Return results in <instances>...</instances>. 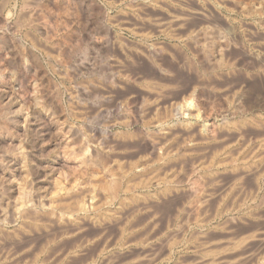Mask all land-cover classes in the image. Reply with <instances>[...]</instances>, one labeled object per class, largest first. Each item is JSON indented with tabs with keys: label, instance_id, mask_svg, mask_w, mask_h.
Here are the masks:
<instances>
[{
	"label": "bare ground",
	"instance_id": "bare-ground-1",
	"mask_svg": "<svg viewBox=\"0 0 264 264\" xmlns=\"http://www.w3.org/2000/svg\"><path fill=\"white\" fill-rule=\"evenodd\" d=\"M34 1L0 0V88H2L0 89V143L3 141L8 143L10 145L9 152H12L16 149V139H19L21 135L27 136V131L33 125V119L39 116V119L43 120L41 128L56 134V136L53 135L56 137L54 144L58 143L61 138L57 139L58 135L64 133L63 135L66 134V139L69 142L68 148L69 146L72 148L71 145L77 146V149L74 150L77 152L74 159L77 161L76 169L80 172L85 163H88L86 161L88 157L84 158L85 151H88L89 145L93 146L90 144V139L86 138L87 134L90 135L89 132L97 134L98 132L100 138L96 139L98 140V151L95 152H97L99 164L108 172L109 179H100L99 193L96 191L98 197L97 193L93 195L96 196V203L95 200H91L88 204L85 200L88 192L82 188H79L80 191H78L79 189L75 190L76 183L71 186L72 191L66 185L55 182L54 206L52 200L47 201L49 203L47 204L38 200L37 197V200L31 198L30 190L23 188L26 184L22 185L20 180L27 181L29 178L27 183L30 185L36 176L34 167L32 169V166L28 165L30 163L25 164L27 161L26 152L15 153L13 157L0 156V168L4 172L10 171L7 172L8 176H5L14 180L16 176L17 179L16 184L6 188V194L12 196L13 188L18 190V196L15 201L13 200L14 208L10 212L6 209L7 214H4L6 215L4 219L9 222L15 221L13 229H9L11 232L9 231L7 236L20 238L19 235L22 232L25 234L27 228L23 229L26 226L35 228L38 223H42V226L48 225L44 227H51L54 222L66 229L70 227L73 231L72 235L80 234L81 231H84L81 225L82 221L84 222L88 218L87 223L93 221L97 227L94 226L97 229V232H94L95 238L91 237L94 240L72 242L68 244L69 246L52 253L53 255L48 253L47 256L48 245H52L55 240V236H52L53 238L49 236L50 239H46V244H41L38 251L30 252L32 254L30 257L25 259L20 256L24 260L13 259V262L9 260L10 263L6 257H3L2 260L0 259V264L5 262L8 264H45V261L50 262L55 256L57 258L51 264H63L67 260L71 261L80 252L82 254L83 249L93 241L97 242V244L92 243L96 245V257L106 259L115 256L116 252L117 254L127 252L131 253L128 257L129 261H151L156 256H164L163 252H161L162 256L157 255L160 253L155 249L160 245L159 251H163L161 245L166 243L169 248L167 247L168 251L165 256L171 259L175 254L174 245L178 243L174 240L175 231L171 232L172 224L169 219L163 226L159 224L161 227L158 232H155L158 222H154L155 212L147 213L150 205L148 198L149 203L153 202L151 198L157 203L160 198L171 194L172 189L173 193L177 192L178 194V185L185 175L181 179L178 178L173 173L175 170L171 173L172 168L170 167L176 166L175 164L179 162L185 165L190 158H200L208 155L209 152L210 168H205L209 176L205 178L202 172L201 176L205 178L203 179L192 173L196 176L194 179L192 175V179L188 178L192 180L191 183L188 182L190 185L184 184L187 186V191L189 188L188 194L197 198V200L194 199L196 208L193 207L195 205L193 203L192 207L196 209L194 219L202 228V232L198 233L199 238L196 237L197 234H195L196 238H191L192 242L197 239L196 246L194 242L192 244L194 246L191 254L194 255L198 264H247L250 261L264 263V0H101L102 3L98 0H79V3L87 4L88 12L94 10L101 15L103 26L99 38L100 44L106 49L104 53L107 54L103 57L106 60L112 59L111 63L113 62L112 70H103L101 73H97L101 75L99 76L100 82L98 84L91 82L89 87L77 79L82 75L79 64L75 63L78 66H74L68 62L67 58L61 62V65L57 64L60 61L59 58L61 59L66 54L69 56L72 53V57L78 52L86 54L87 47L84 45V47H80L81 44L78 43L83 36L84 40L87 39L89 42L96 41L94 34L89 31L90 28L88 29L87 23L81 26L77 24L78 27L70 28L66 19L62 20L58 17L54 21L50 20L51 26L47 25L48 22L45 23L46 28L44 23H40L33 14ZM35 7L38 6L35 4ZM45 8L47 9V7ZM41 14L39 15L41 16ZM212 27L213 29L222 27L221 30L217 28L218 31L214 34V38H211V35L208 37ZM22 29L24 30L22 36L27 40V45L21 43L20 40H18L19 43H16L12 38L11 30L18 32ZM50 32H53L54 35ZM53 36H59V41H52ZM209 38L210 40H207ZM60 41L63 43L60 44ZM63 44L64 46L68 45V49H65ZM90 45L93 46L92 43ZM69 48L71 52L67 53ZM41 53L46 58L47 64L43 63V58L41 59L39 55ZM104 53L103 55H105ZM55 57L59 61H53ZM173 62H176L174 64L178 63L184 68L183 70L192 69L198 79L200 75L205 77L209 71L215 73L213 77L216 75L219 82L221 79L230 77L232 80L234 76H238L236 72L242 71L243 76L236 79L238 83L232 89V93L235 95V105L230 108L233 110L224 114V110L220 109L222 107L217 108L214 103L216 99L213 100L217 95L221 96L223 91L226 93L231 87L228 84H213L210 86L211 89H208L206 83H203L201 79V82L196 79L192 80L191 84H188L183 91L177 92L175 90L178 87L177 81H171V77L169 78L174 71L171 66ZM131 65L136 68L132 70ZM130 67L131 69H128ZM165 78H169L170 81L167 79L165 81ZM191 78L193 77L191 76ZM178 82L181 81L178 80ZM179 84L181 85V83ZM232 84L234 86V83ZM207 85H210V82ZM2 98L4 101L1 100ZM99 98H102L101 100L104 102L112 101L111 110L119 112V115H116L113 121L110 119L112 122L109 125L106 121L105 125L97 127L94 124V117L99 115L97 111L102 112V108L106 107V104L103 103L101 108ZM211 98L213 99L209 100ZM87 105L96 109L94 117L91 116L90 119L85 112ZM108 114L106 113V115ZM115 126L122 129L114 130ZM116 136L123 141V144H120V147L122 146L120 152L123 156L119 154V157L118 154L116 155L119 150L116 146L119 143L116 146L112 143L115 141L112 138H116ZM119 139L117 140L119 141ZM71 148L64 150L63 155H59L60 158L56 162L64 163L68 156H71L74 147ZM0 154H2L1 151ZM21 162L22 165H28L30 168L28 167L25 172L23 168L22 170L18 169L20 167L18 164ZM113 163L118 165L117 168L120 171L114 168ZM188 163L190 164V162ZM52 168L54 173L58 171L57 165L56 169ZM59 169L61 170V168ZM195 170L197 171V169ZM175 174L180 175L179 172ZM59 175L64 179L67 177L63 172ZM120 178L126 179V184H124L126 188L122 187ZM222 178L227 180L221 185ZM78 181L79 179L76 182ZM62 182L64 183L63 180ZM122 188H125L123 191L126 193L119 196ZM184 191L187 192L185 189ZM127 193L129 194L126 195ZM26 196L30 198H26ZM213 199H215L216 207L211 211L208 207L213 204L211 201ZM115 201H117L116 205H114ZM182 202L185 201L182 200ZM209 202H211L210 206L207 205ZM89 205L92 206V210L95 209V213H92ZM128 205L133 208L129 210L130 213L128 212L129 215L123 224L121 210H125L124 207ZM179 205L181 204L179 203ZM206 205L211 212H208L209 214L204 216L205 218H198V214L202 213L201 210ZM207 208L205 209L208 211ZM198 211L200 212L198 213ZM139 214L144 216L140 222H137V225H133L132 228L128 226ZM225 216H230L231 219L227 217L229 219L225 220H231L229 223L233 224L232 226L225 225L227 223V221H223ZM217 219L220 221L217 222ZM1 222L0 236L3 241L11 240L12 237L8 239L3 237L4 234H1L6 230L5 225ZM91 224L93 226V223ZM116 226H118L119 235L112 240V234L109 233L111 231L108 229ZM211 226L218 227L216 229L219 230H217L219 233L213 232L212 235L207 236L208 229L207 233L203 229ZM33 227L30 230L32 232ZM44 227H40L38 230L45 231ZM209 230L212 229L209 228ZM63 231L59 233V237L57 236L58 242L65 234L69 233ZM153 231L154 234H158L151 235ZM27 232L26 234L30 235L36 233L31 234L29 230ZM179 240L177 239V241ZM113 244H118L120 250L115 251ZM190 245L187 246L188 249H192ZM30 246L31 244L28 248L33 250L34 248H30ZM255 246L260 247V250L256 247L258 252L253 251ZM182 248L177 253L184 254L186 248ZM7 255L5 254V256ZM110 259L112 262L115 258L110 257L109 261ZM83 261L72 262V264H83Z\"/></svg>",
	"mask_w": 264,
	"mask_h": 264
},
{
	"label": "rangeland",
	"instance_id": "rangeland-1",
	"mask_svg": "<svg viewBox=\"0 0 264 264\" xmlns=\"http://www.w3.org/2000/svg\"><path fill=\"white\" fill-rule=\"evenodd\" d=\"M34 1V0H33ZM100 3H102L101 2V0H98ZM36 2V3H35ZM36 4V6H38L37 8L35 7V4ZM40 5V6H39ZM52 5V6H51ZM80 5H81V7H80ZM83 4L80 2L79 3V0H35L34 2H33V5H32V9H35V10H33V14H34V16H35V18L38 20V21H40V23H44V25H45V23L47 24V22H48V24L47 25H49V26H51L50 24H51V22H50V20L51 21H54L55 19H57L58 17H59V19H62V20H64V19H66V21H68V23H69V27L70 28H74L75 26H77V24H78V26H81V25H83V24H86L87 25V27H88V29H89V31L92 33V34H94V40H96V41H94V43L93 42H89L87 39L86 40H84V36L81 38V40H80V42H78L79 43V45H80V47H87L86 49V54H82L81 52H78V53H75V54H73V57H72V53H70L71 55H69V56H67V54H66V56L64 55V56H62V57H65V58H62L61 57V59L59 58V60L57 59V57H55V58H53V61H55V62H57V60L60 62H57V64L58 65H61V62L62 61H64L66 58L68 59V62H71V64L72 65H74V66H78L77 64H79L80 66H81V72H82V75L79 77V78H77L78 80L80 79V82L84 85H86V87H89L90 86V83L92 82V83H99L100 82V79H99V76H101L100 74H97V73H101L103 70H105V71H107V70H112V68H113V65L111 66V64H113V62L111 63V61H112V59H108V60H106L105 59V57H103V56H106L107 54H105L104 52H106L105 50V48L103 47V45H101L100 43V36H99V33H100V35H101V28H102V26H103V21H101V20H103L102 18H101V15L97 12V11H94V10H91V11H89L88 12V10H87V8H86V6H87V4H85V5H83ZM64 6V7H63ZM35 7V8H34ZM40 7V8H39ZM45 7H47V9L45 8ZM66 7V8H65ZM38 8H39V10H38ZM42 8V9H41ZM51 8H52V10H51ZM57 8H59V9H57ZM56 10V11H55ZM62 10H64V11H62ZM52 13H51V12ZM42 14H41V13ZM55 12H57V13H55ZM66 13H68V14H66ZM89 13H91V14H89ZM96 13V14H95ZM39 14H41V16L39 15ZM44 14V15H43ZM47 14H48V16H47ZM95 14V15H94ZM54 15V16H53ZM45 18H44V17ZM56 16V17H55ZM62 16V17H61ZM89 16V17H88ZM61 17V18H60ZM88 17V18H87ZM99 17H100V19H99ZM47 18H49V19H47ZM74 20H76V21H74ZM71 22H72V25H71ZM102 24V25H101ZM77 26V27H78ZM45 27L47 28V26L45 25ZM217 28H220L219 30H221L222 29V27H215V29H213V27L210 29L211 31H212V33L210 34V32L211 31H209V36L208 37H210V35L212 36L211 38H214L215 37V35L214 34H216L217 33V31H218V29ZM98 29V30H97ZM51 29L49 28V31H50ZM24 30L22 29L21 31L19 30L18 32L17 31H15V30H11V33H12V38H14V40H15V42L16 43H19V41L18 40H20L21 41V43H23V44H25V45H27V40H25L24 39V37L22 36L23 35V32ZM92 31H95V32H92ZM223 31V30H222ZM214 32V33H213ZM53 33V32H52ZM51 32H50V34H52ZM98 33V34H97ZM14 34V35H13ZM52 35H54V34H52ZM214 36V37H213ZM10 37H11V35H10ZM18 38V39H16V38ZM19 37H20V39H19ZM54 38H53V40L52 41H54V42H58L59 41V36H53ZM97 38V39H96ZM207 40H210V38L209 39H207ZM25 42V43H24ZM61 43L60 44H62L63 42L62 41H60ZM86 42V43H85ZM96 42V43H95ZM93 44V46L91 47V45L90 44ZM95 44V45H94ZM84 45V46H83ZM98 45V47L96 48V46ZM63 47H65V49H68L67 47H68V45L67 46H64V44L62 45ZM54 47H56V46H54ZM94 47V48H93ZM10 50H11V48H9ZM9 50V51H10ZM91 50V51H90ZM94 50H96V51H94ZM99 50H100V52H99ZM66 51V50H65ZM68 51V50H67ZM69 52H71L70 51V48H69V51L67 52V53H69ZM40 53V52H39ZM66 53V52H65ZM99 53V54H98ZM103 53L105 54V55H103ZM108 53V52H107ZM94 54H96V55H94ZM102 54V55H101ZM40 55V57H41V59H42V61H43V63L44 64H47V62L45 61L46 60V58L42 55V53L41 54H39ZM99 55V56H98ZM101 55V56H100ZM71 57V58H70ZM109 57H111V56H109ZM104 58V59H103ZM54 59H56V60H54ZM83 60V62H80V61H82ZM101 59V60H100ZM77 60V61H76ZM100 60V61H99ZM109 61H110V63H109ZM79 62V63H78ZM105 62H107V63H105ZM30 63V62H29ZM75 63H77V64H75ZM174 63H176V62H173L172 64L173 65H171L172 66V70H174V71H172L173 72V77H172V75L171 76H169V78L170 79H172L171 81H177L176 83H181V85L179 84H177V86L178 87H176L177 89H175L177 92H180V90L181 91H183V89H185L187 86H188V84L190 85L191 84V82H192V80L194 81V80H196V79H198V78H196L197 77V75L196 74H194V71L191 69H188V71H187V69H185V70H183L184 68H182L178 63V65L177 64H174ZM82 64V65H81ZM106 64H108V65H106ZM100 66V67H99ZM103 66H104V68H103ZM107 66L109 67L110 66V68H107ZM130 66V65H129ZM132 66V70L133 69H135L136 67L134 66V65H131ZM170 66V67H171ZM166 67H168V66H166ZM97 68V69H96ZM102 68V69H101ZM169 68V67H168ZM200 68V67H199ZM84 69V70H83ZM92 69H94V70H92ZM101 69V70H100ZM128 69H131V67L130 68H128ZM87 70V71H86ZM92 70V71H91ZM183 70V71H182ZM98 71V72H97ZM100 71V72H99ZM131 71V70H130ZM91 74H90V73ZM93 72V73H92ZM210 71L209 72H207L206 74H207V76H206V74H205V77L204 76H202V75H200V77H199V81L201 82V80H202V82L203 83H206V87L208 86V89H211L210 88V86L211 85H218V83H220L219 85H223V84H228L229 86H231V87H229L228 88V90L226 91V93H224L225 91H223V94H221V96L219 95H217V97L216 98H211V99H209V100H215V102L214 103H216V106H217V108H220V107H222V108H220V109H223L224 110V114L226 113H228L229 112V110H233L232 108H230V107H233L234 105H235V95L232 93L233 91H232V89L233 88H235L236 87V85H237V80H238V77L240 76V78H241V76H243V72L242 71H238V72H236V74H238V76H234V78L232 79V80H230L231 79V77L229 78V79H221V81L219 82L218 81V77H216V75H215V77H213V75L215 74V73H211V75H212V77H211V75H210ZM240 73H242V74H240ZM235 74V75H236ZM84 75V76H83ZM183 75H185V76H183ZM190 75V76H189ZM91 76V77H90ZM96 76V77H95ZM191 76L193 77V78H191ZM82 77H83V79H82ZM190 77V78H189ZM86 78V79H85ZM169 78H165V81H166V79H167V81H170V79ZM175 78H177V79H175ZM195 78V79H194ZM206 78V79H205ZM216 78V79H215ZM239 78V79H240ZM99 79V80H98ZM175 79V80H174ZM201 79V80H200ZM215 79V80H214ZM235 79V80H234ZM237 79V80H236ZM88 82H87V81ZM91 80V81H90ZM178 80L179 81H181V82H178ZM209 80V81H208ZM222 80H223V82H222ZM227 80V81H226ZM58 81V80H57ZM90 81V82H89ZM183 82V83H182ZM208 82V83H207ZM209 82H210V85H207V84H209ZM221 82H222V84H221ZM226 82V83H225ZM231 82V83H230ZM232 83H234V86H233V84ZM1 87V86H0ZM181 87V88H180ZM179 88V89H178ZM0 89H2V88H0ZM229 89H230V91H229ZM174 90V91H175ZM175 91V92H176ZM229 93V94H228ZM231 93H232V95H231ZM227 97H226V96ZM229 95V96H228ZM232 96V97H231ZM234 98V99H233ZM102 98H99V100H101ZM228 99V100H227ZM233 99V100H232ZM1 100H3V98L1 99ZM219 100V101H218ZM4 101V100H3ZM109 101V100H108ZM104 102L103 100H101L100 101V104H101V108L103 107V103H104V105L106 104V107L104 106L103 108H102V112H99V111H97V114H99V115H97V116H93V115H95L94 113H95V111H96V109H94V108H92V107H89L88 105H87V108L85 109L86 111L85 112H87L86 114H88V116H89V119L91 118V116H93L95 119V122H94V124L97 126V127H99V126H101V125H105L107 122V125H109L110 124V122H112L113 121V119H115L116 118V115H119V112H115V111H113L112 112V110H111V108H112V101H110V102ZM102 102V103H101ZM219 102V103H218ZM234 103V104H233ZM108 104V105H107ZM218 104V105H217ZM224 106H223V105ZM220 106V107H219ZM229 109H228V108ZM227 109V110H226ZM98 110V109H97ZM106 110H107V112H106ZM111 110V111H110ZM108 111H110V112H108ZM104 112V113H103ZM109 113L108 115H106V113ZM101 113H102V115H101ZM115 116V117H114ZM93 117H92V119H93ZM104 117V118H103ZM106 117V118H105ZM108 117V118H107ZM40 117L39 116H36V118H34L33 119V121H32V126H31V129L29 128V132L27 131V133H26V135L27 136H24L23 137V135H21L22 137H23V140H21L22 139V137L20 136L19 137V139L17 138L16 139V144H15V147H16V149H14V150H12V152L10 151L9 152V144L8 143H5L4 141L3 142H1L0 143V151H1V153L2 154H0V156L1 157H13V156H15L14 154L16 153V154H19V153H21V152H23L24 151V153L26 152V160L28 161H25V164H27V163H30V164H28V165H31L32 166V169H33V167H34V169L33 170H35L34 171V173H35V175L36 176H34V182L32 183V184H30L29 185V183H27V181L29 180V178L27 179V181H25V179L23 180H20L21 181V184L22 185H25V186H23V188H26L25 190H30V197L31 198H34V199H36V197H37V199L38 200H40V201H43V202H46L47 203V201L48 202H50L51 200H52V202H53V205L55 206V203H54V201H53V199L55 200L56 198H54L53 197V195H54V192H56V189H55V182H59L61 185H66L68 188H71V190L73 191V189H72V185L74 184V183H76L77 185L75 186L76 188H74L75 190H78L79 188L81 189H84V190H86L87 192H88V195L85 197V200L87 201V204L88 203H90L91 202V200L92 201H94L95 200V203H96V196L98 197V193H99V190H98V184H99V182H100V179H105V180H108L109 179V176H108V172H106L105 171V169H104V167L101 165V164H99V160H98V156H97V152H95V151H98V147H97V144H98V140H96V139H99L100 138V135H99V133L97 132V134H96V132H92L93 134H91V132H89L90 133V135L89 134H87V137L86 138H89L90 139V144H92L93 146H91V145H89L88 147V151H85L86 153H85V155H84V158L85 159H87V157H88V159L86 160V161H88V163L86 162L85 163V165L83 166V168H82V170H80V172L76 169L77 168V166H76V163H77V161H76V159H74V157H75V155L77 154V152L76 151H74L75 149H77V146H75V145H71L72 146V148L69 146V148H71L72 149V151H71V156H68V158L64 161V163H57L56 162V160L58 159V158H60V156L61 155H63V151L64 150H67V149H69L68 148V145L67 144H69V142L67 141V139H66V134L65 135H63L64 133H62V134H59L58 135V138L57 139H59L60 137V140H59V142L58 143H56V144H54L55 143V136H56V134L53 132V131H48L47 129L45 130V128H41V123H42V119H39ZM97 118V119H96ZM91 119V120H92ZM106 119V120H105ZM110 119L112 120V121H110ZM40 121V122H39ZM45 121V120H44ZM103 122V124H102V122ZM107 121V122H106ZM47 122V121H46ZM40 123V124H39ZM35 124V125H34ZM37 124H38V126H37ZM99 125V126H98ZM40 127V128H39ZM35 129V131H34V129ZM114 130H121L122 128H120L119 126H115L114 128H113ZM44 130V131H43ZM41 131H42V133H41ZM33 132V133H32ZM35 132V133H34ZM37 132V133H36ZM28 133H29V135H28ZM40 133V134H39ZM39 134V135H38ZM55 134V136H53ZM96 134V135H95ZM41 136V137H40ZM47 136H49V137H47ZM64 136V137H63ZM91 136V137H90ZM99 136V137H98ZM119 136V135H118ZM118 136H116V138H112V139H114L115 141H112V143H114L113 145L114 146H116V145H118L117 143H119V145L118 146H116L119 150H117V153H116V155L119 157L120 155L119 154H121V156H123V154L120 152L121 150V148H122V146L120 147V144L122 145L123 144V141L122 140H120L119 138H118ZM33 137V138H32ZM54 137V138H53ZM25 138H26V140H25ZM48 139V141H47V139ZM53 138V139H52ZM92 138V139H91ZM121 138V137H120ZM35 139V140H34ZM45 139V140H44ZM111 139V140H112ZM117 139H119V141L117 140ZM122 139V138H121ZM25 140V141H24ZM31 140V141H30ZM33 140V141H32ZM44 140V142H42ZM118 142H117V141ZM123 140H125V139H123ZM20 141V142H19ZM54 141V142H53ZM122 141V142H121ZM126 141V140H125ZM96 142V143H95ZM108 142L109 143H111L110 142V140H108ZM31 143H32V145H31ZM62 143V144H61ZM66 145H65V144ZM111 143V144H112ZM124 143H126V142H124ZM2 145V146H1ZM3 147V148H2ZM8 147V148H7ZM24 147V149H22ZM26 147V148H25ZM55 147V148H54ZM59 147V148H58ZM14 148V147H13ZM116 148V149H117ZM20 149V150H19ZM42 149V150H41ZM50 149V150H49ZM54 149V150H53ZM70 149V150H71ZM41 150V151H40ZM47 151H48V153H47ZM76 152V153H75ZM120 152V153H119ZM28 153V154H27ZM30 153V154H29ZM32 154V155H31ZM96 154V155H95ZM205 154V153H204ZM60 155V156H59ZM74 155V156H73ZM116 156V157H117ZM207 156V157H206ZM210 152L208 153V155L206 154V155H204L203 157H200V158H195L194 156V158L193 159H189V161L188 162H190V164L187 162L185 165H183L182 163H176L175 165L176 166H172V167H170V168H172V171H171V173L173 172L174 173V175H176V176H178V178L180 177V179L181 178H183L184 177V175H185V177L181 180V183H179V191H178V194H177V192L175 193H173L172 191H173V189H172V191L170 192L171 194H169V195H171V196H169V195H166L164 198H160V200H157V203H156V201L154 200V199H152L151 198V200H153V202H151V203H149V198H148V204H150L149 205V209H148V211H147V213L148 214H153L154 212V214H156L155 216V219H154V222L155 223H157L158 225L156 226V229H155V232H158L159 231V229H160V225L159 224H161L162 226H163V224H166V222L169 220L170 221V223L172 224L171 225V232L173 233L174 231H175V239L174 240H176V242H178V243H176L177 245H174V249H175V254H174V256L170 259V258H168V257H166L165 256V254L167 253V251H168V246H167V244L165 243V244H163L164 245V247H162L163 245H161V249L163 248V251L161 250V251H159L160 250V245L156 248V249H158V250H156L155 249V251L156 252H158V253H160V254H157V255H159V256H162L164 253V256L163 257H158V256H156L155 258H153V259H151V261L150 260H145V261H143L142 262V260H140V262L139 261H136L137 262V264H198L196 261V259H195V257H194V255L193 254H191L192 253V251H193V246L194 245H192L193 244V242H194V240H193V242H192V239L191 238H199L200 236H199V234L198 233H200V232H202V228L201 227H199V225H198V222H197V220L196 219H194L195 218V210L196 209H194V208H196V201L194 200L196 197L194 196V195H192V194H188L190 191H189V188H188V191H187V186H184V184L186 185L189 181V183H191L192 182V180H189V179H192V177H193V179H194V177L197 175V176H201L202 175V172H203V174L205 175V178H207V176H209L208 175V172H207V168L209 169L210 168V164H209V162L211 163V161H210ZM29 157V158H28ZM89 157H91V158H89ZM209 157V158H208ZM33 158V159H32ZM202 158V159H201ZM35 159V160H34ZM200 159V160H199ZM205 160V161H207V162H205V161H202V160ZM209 159V160H208ZM48 160V161H47ZM197 160V161H196ZM34 162V163H33ZM194 163V164H193ZM202 163V164H201ZM206 165H205V164ZM47 164V165H46ZM52 164V165H51ZM61 164V165H60ZM87 164V165H86ZM187 164H189V165H187ZM208 164H209V166H208ZM19 165H20V167H19ZM28 165H22V162H21V164H18V169H21L22 170V168H23V170H24V172L25 171H27V169H28V167L30 168V166H28ZM56 165H57V169H58V171L56 172V173H54V171L52 170L53 168L52 167H54L55 169H56ZM113 166L115 165V167L114 168H116V170L117 171H120L117 167H118V165L116 164V163H113L112 164ZM181 165V166H180ZM59 166H61V167H59ZM178 166V167H177ZM27 167V168H26ZM187 167V168H186ZM207 167V168H206ZM59 168H61V170L59 169ZM191 168V169H190ZM194 168V169H193ZM206 168V169H205ZM195 169H197V171L195 170ZM178 170V171H177ZM191 170V171H190ZM196 172H195V171ZM206 170V171H205ZM20 171V170H19ZM194 171V172H193ZM7 172H10V171H7ZM7 172H4V170H2L1 168H0V215H2L1 216V218H0V222L1 223H3V225H5V228H6V230L5 231H2V232H4V233H2L1 232V234L3 235H5L6 234V236H4L3 235V237H6V238H11L12 237V239L10 240H8L7 241V239H5L4 241H3V238L0 236V242L2 243H0V251L2 252H0V259L2 260L3 259V257L5 258H7V260H8V263H10V261H14V260H20L21 261V257H25V259H26V257L28 258V257H30L32 254V252H35V251H38L39 250V247L40 246H42V245H44V244H46V242H47V240L48 239H50V238H53L52 236H55L54 237V242H52V245L51 244H49L48 246V251L49 252H47L46 253V255L48 256V253H50L49 255H53L52 253H55L57 250H59L60 248H65V246H67L68 244H70V243H75L76 241H77V243L78 242H84L85 240H87V239H91V240H94V239H92V238H95V236H94V232H97V227H96V224H94V222L93 221H90V223H87V221L86 220H88V219H86V220H84V222L82 221V223L83 224H81L82 225V229L84 230V231H81L80 232V234L78 233V234H75V235H72L71 233L73 232L72 231V229L69 227L68 229H66L65 227H62V226H58L57 224H55V222H54V224H52L51 225V227L49 226V227H44V226H48V225H44V226H42V223H38L37 224V226H35V228L33 227V232H36V233H34V234H32L33 232L32 231H30V230H32V227H30V228H28L27 226L23 229V230H26V228H27V230L25 231V234H24V232H22V234H23V236L21 237V235L22 234H20L19 236H20V238H17V237H13V236H7V233L10 231V230H12L13 229V225H14V223H15V221L14 222H9L8 220H6V219H4L5 218V216L6 215H4L5 213L7 214V212H6V209H7V211L8 212H10L14 207V201H15V198L18 196L17 194H18V190H17V188L15 189V188H13V195L12 196H9L8 194H6V188L8 187V186H13L14 184H16V176H15V180L13 179V178H9V177H6L5 175H7L8 176V173ZM61 172H63V174L64 175H66L67 177L64 179L61 175H59V173H61ZM179 172V174L180 175H178V174H175V173H178ZM189 172H191V173H189ZM192 173H195L196 175H193ZM206 173V174H205ZM45 174V175H44ZM198 174H200V175H198ZM60 177H59V176ZM191 175H192V177H191ZM45 178H44V177ZM104 176H106V177H104ZM108 176V177H107ZM183 176V177H182ZM29 177V176H28ZM79 179V181L78 182H76L78 179ZM187 177V178H186ZM8 178V179H7ZM55 178V179H54ZM189 178V179H188ZM201 178H203V179H205L203 176H201ZM13 179V180H12ZM54 179V180H53ZM60 179V180H59ZM121 180H123V181H121L120 180V182H122L121 184H122V187L124 186V184H126L125 183V181H126V179L125 178H120ZM223 179V178H222ZM62 180L64 181V183L62 182ZM186 181V183H185V181ZM226 180L227 179H223V181L221 180V182H220V184L222 185V184H224V182H226ZM4 181V182H3ZM12 181V182H11ZM183 181V182H182ZM53 182V183H52ZM62 182V183H61ZM223 182V183H222ZM4 183V184H3ZM23 183H25V184H23ZM38 183H41V184H38ZM188 183V184H189ZM3 184V185H2ZM38 184V185H37ZM187 184V185H188ZM35 185H36V187H35ZM190 185V184H189ZM188 185V186H189ZM2 186V187H1ZM6 186V187H5ZM182 186V187H181ZM31 187V188H30ZM52 187V188H51ZM125 187V186H124ZM181 187V188H180ZM87 188H90V189H88L87 190ZM126 188V187H125ZM125 188H122L121 190H122V192H119V196H121L122 195V193H123V195L126 193L125 191H123V190H125ZM15 189V190H14ZM32 189V190H31ZM47 189H48V191H47ZM51 189H53V190H51ZM80 189L78 190V191H80ZM181 189V190H180ZM184 189L187 191L186 193L188 194V196H187V194L185 193V191H184ZM3 190V191H2ZM35 190V192H33ZM37 190V191H36ZM4 191H5V194H4ZM42 193H41V192ZM83 191V190H82ZM85 191V192H86ZM95 191V192H94ZM98 193H97V192ZM184 191V192H183ZM50 192H52V193H50ZM93 192V193H92ZM2 193V194H1ZM32 193V194H31ZM35 193V194H34ZM40 193V194H39ZM96 193H97V195H96ZM172 193L174 194L173 196H172ZM186 194V195H184V194ZM43 194V195H42ZM129 193H127L126 195H128ZM35 195V196H34ZM48 195V196H47ZM93 195H96L95 197L93 196ZM125 195V196H126ZM185 196H186V198H185ZM191 196H192V198H191ZM4 197V198H3ZM20 197H22L21 195H20ZM29 196H26V198H28ZM29 197V198H30ZM42 197V198H41ZM93 197V198H92ZM161 197V196H160ZM190 197V198H189ZM92 198V199H91ZM166 198V199H165ZM172 200H171V199ZM189 198V199H188ZM4 199V200H3ZM36 199V200H37ZM162 199H164V200H162ZM177 199V200H176ZM178 199H179V201H178ZM187 199V200H186ZM8 200V201H7ZM11 202H10V201ZM14 200V201H13ZM45 200V201H44ZM70 200H72L71 198H70ZM170 200V201H169ZM182 200L183 201H185V202H182ZM196 200H197V198H196ZM214 200L215 199H213V200H211L212 201V205H214L215 203H214ZM161 201V202H160ZM165 203H164V202ZM172 201V202H171ZM192 201V202H191ZM194 201V202H193ZM13 202V203H12ZM190 202H191V204H190ZM94 203V202H93ZM163 203V204H162ZM179 203L181 204V205H179ZM192 203L193 204H195L194 206L192 205ZM210 203L211 202H209L207 205L208 206H210ZM4 204V205H3ZM47 204H49V203H47ZM117 204V201H115V204L114 205H116ZM184 204V205H183ZM189 204V205H188ZM13 205V206H12ZM159 205V206H158ZM178 205V206H177ZM205 206L204 207V209H202V210H204V211H202L201 210V212L202 213H200V214H198L199 215V217L198 218H203L204 216H208V214L212 211V209H214L215 207H216V205H214V206H212L211 205V207H208V206ZM90 206V209H91V205H89ZM163 206V207H162ZM182 206V207H181ZM194 208H193V207ZM4 207H6V208H4ZM115 207H117V206H115ZM171 207V208H170ZM190 207V208H189ZM210 208L211 209V211H209V209L208 208ZM213 207V208H212ZM125 208V210L123 209V210H121L122 212H121V221H122V223L124 224V220H126L125 218L129 215V210H132V208H133V206L131 207V205H128L127 207H124ZM128 208V209H127ZM178 210H177V209ZM180 208V209H179ZM205 208H207L208 209V211L205 209ZM92 210V209H91ZM93 210H94V212H93ZM93 210H92V213H95L96 211H95V209L93 208ZM126 210H128V211H126ZM157 210V211H156ZM205 210H206V212H205ZM3 211V212H2ZM126 211V212H125ZM173 211V212H172ZM180 211V212H179ZM194 211V212H193ZM214 211V210H213ZM120 212V211H119ZM129 212V213H128ZM150 212V213H149ZM200 211H198V213H199ZM206 214H205V213ZM209 212V213H208ZM128 213V214H127ZM178 213V214H177ZM174 214V215H173ZM125 215V216H124ZM190 215V216H189ZM4 216V217H3ZM138 216V217H137ZM135 218L136 219H133L134 220V222L133 221H131V223H129L130 225H128V226H130L131 228L133 227V225L134 226H136L137 224V222H140V220L144 217V216H142V214H139V215H137ZM192 216H194V217H192ZM168 217V218H167ZM227 217H229L230 218V216H225V218H223V221H227V223H225V225L227 226V224H229L230 226H232L233 224H231V223H229V221L231 222V220H225ZM4 220H3V219ZM174 218V219H173ZM205 218V217H204ZM229 218H227V219H229ZM44 219V218H43ZM139 219V220H138ZM176 219V220H175ZM231 219V218H230ZM91 220V219H90ZM138 220V221H137ZM216 221V220H215ZM214 221V222H215ZM220 220L219 219H217V222H219ZM222 221V222H223ZM39 222H41V221H39ZM89 222V221H88ZM161 222V223H160ZM165 222V223H164ZM217 222H216V224H217ZM91 223H93V226H92V224ZM45 224H47V223H45ZM136 224V225H135ZM193 224V225H192ZM27 225H28V223H27ZM53 225H54V227H53ZM57 225V226H56ZM91 225V226H90ZM234 225H235V223H234ZM29 226H30V224H29ZM38 226H40V227H44V229H46L45 231H48V232H46L45 233V231H43V230H38V228L40 229V227H38ZM87 226V227H86ZM96 228H95V227ZM159 226V227H158ZM221 226H223V225H221ZM38 227V228H37ZM60 227V228H59ZM196 227V228H195ZM220 227V226H219ZM49 228V230H47ZM191 228V229H190ZM209 228H211L212 230H209ZM216 228H218V227H216V226H211V227H207L206 229L204 228L203 230L207 233V231L209 232V234L207 235V236H209V235H212L213 234V232L214 233H219L218 231V229H216ZM10 229V230H9ZM38 230V233H37V230ZM41 229H43V228H41ZM57 229V230H56ZM66 229V230H65ZM81 229V230H82ZM110 229V230H109ZM108 229V231H111V232H109L110 234H112V240H113V238H115V237H118V235H119V229H118V226H116V227H110ZM199 229V230H198ZM208 229V230H207ZM29 230V233H31L32 235H30V234H26V233H28L27 231ZM36 230V231H35ZM64 230V231H63ZM113 230V231H112ZM115 230V231H114ZM174 230V231H173ZM207 230V231H206ZM213 230H215V231H213ZM218 230V231H217ZM21 231V230H20ZM39 231H41L42 233H40ZM51 233H50V232ZM59 231V232H58ZM69 232V233H67L68 235H64L62 238H61V240H59V242H58V237H59V233H61V232ZM179 231V234H177V232ZM198 231V232H197ZM200 231V232H199ZM210 231H211V234H210ZM11 232V231H10ZM154 231H153V233H151V235L153 234V235H157L158 233H156V234H154L155 233ZM56 233V234H55ZM85 233V234H84ZM93 233V234H92ZM115 235H114V234ZM46 234V235H45ZM64 234V233H63ZM90 234V235H89ZM195 234H197L196 235V237H195ZM25 235V236H24ZM78 235H79V237H78ZM83 235H85V236H83ZM91 235H93V236H91ZM150 235V236H151ZM201 235V234H200ZM18 236V237H19ZM34 236V237H33ZM39 236H40V238H39ZM44 236H46V237H44ZM49 236H50V238H49ZM58 236V237H57ZM68 236V237H67ZM25 237V238H24ZM75 237V238H74ZM92 237V238H91ZM82 238V239H81ZM47 239V240H46ZM64 239V240H63ZM73 239V240H72ZM117 239V238H116ZM115 239V240H116ZM177 239L179 240V241H177ZM187 239H188V241H187ZM19 240V241H18ZM35 240V241H34ZM45 240H46V242H45ZM65 240H66V242H65ZM81 240V241H80ZM90 240V241H91ZM189 240H190V242H189ZM14 241V242H13ZM18 241V242H17ZM27 241V242H26ZM71 241V242H70ZM182 241V243L180 244V242ZM184 241H185V243H186V245H185V243H184ZM196 241H197V239L195 240V242H194V244H195V246H196ZM41 242V243H40ZM59 244H58V243ZM94 243H95V241H93ZM92 242V243H93ZM55 243V244H54ZM90 244V245H88L85 249H83V251H82V254H81V252H80V254L78 255V256H76V257H74L73 259H71V261H69V260H67V262H64L63 264H72V262H78V261H80V260H84L83 261V264H110V262H111V259H110V261H109V258L110 257H113V258H115L114 260H112V262H113V264H135L136 262H133V261H129L130 259L128 258V257H130V255H131V253H122L123 254V256H124V258H123V256H122V254L121 253H118L117 254V252L115 253V256H110L109 258H104V257H96V254L97 253H95L96 252V245H93V244ZM19 244V245H18ZM31 244V246H30V248H34L33 250L32 249H29L28 247H29V245ZM42 244V245H41ZM95 244H97V242L95 243ZM191 244V245H190ZM63 245V246H62ZM91 245H92V247H91ZM188 245H190V247L192 248V249H188ZM25 246V247H24ZM69 246V245H68ZM51 247H52V250H51ZM89 247V248H88ZM119 248V245L118 244H113V249L115 250V251H119L120 250V248ZM168 247V248H167ZM179 247V248H178ZM182 247H185L186 249H188L187 250V252H186V249H185V252H184V254L182 253V254H179V253H177V251L179 250V249H181ZM189 247V248H190ZM260 250V247H258V246H255L254 247V249H253V251L254 252H258L259 250L257 249V248ZM2 248V249H1ZM5 248V249H4ZM26 248V249H25ZM36 248V249H35ZM57 248V249H56ZM94 248V249H93ZM177 248H178V250H177ZM15 249V250H14ZM20 249V250H19ZM25 249V250H24ZM27 249H29V250H27ZM50 249V250H49ZM118 249V250H117ZM166 249V250H165ZM183 249V248H182ZM181 249V250H182ZM256 249L258 250V251H256ZM4 250V251H3ZM165 250V251H164ZM192 250V251H191ZM10 251V252H9ZM25 251H27L26 253H25ZM28 251H29V253H28ZM93 251V252H92ZM135 251H137V250H135ZM191 251V252H190ZM23 252V253H22ZM31 252V253H30ZM161 252H163V254L161 253ZM28 253V254H27ZM88 253V254H87ZM90 253V254H89ZM95 253V254H94ZM2 254H4V255H2ZM5 254L7 255V256H5ZM84 254V255H83ZM93 254V255H92ZM2 255V256H1ZM26 255H29V256H26ZM91 255L94 257L93 258V260H92V257H91ZM121 255V256H120ZM128 255V256H127ZM176 255H177V257H176ZM11 256V257H10ZM21 256V257H20ZM46 256V257H47ZM119 256V257H118ZM126 256V257H125ZM180 256V257H179ZM84 257V258H83ZM91 257V258H90ZM117 257V258H116ZM10 258V259H9ZM56 256H55V258L52 260V261H54V260H56ZM88 258H90V259H88ZM102 258V259H101ZM122 258V259H121ZM127 258V259H126ZM157 258V260H155ZM12 259V260H11ZM14 259V260H13ZM70 259V258H69ZM78 261H77V260ZM129 259V260H128ZM10 260V261H9ZM22 260H24V258L22 259ZM72 260H74V261H72ZM85 260H87L86 262H85ZM154 260V261H153ZM255 260V259H254ZM52 261H45V264H46V262H47V264H51L52 263ZM70 263H69V262ZM109 261V262H108ZM153 261V262H152ZM49 262V263H48ZM100 262V263H99ZM105 262V263H104ZM112 262H111V264H112ZM115 262V263H114ZM130 262H132V263H130ZM151 262V263H150ZM7 262H5V263H3V264H8ZM54 263V262H53ZM255 264V263H257V261H250V263L248 262L247 264ZM257 264H264V263H262L261 261H259Z\"/></svg>",
	"mask_w": 264,
	"mask_h": 264
}]
</instances>
